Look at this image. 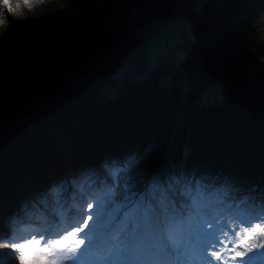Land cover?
<instances>
[{"label": "trees", "instance_id": "16d2710c", "mask_svg": "<svg viewBox=\"0 0 264 264\" xmlns=\"http://www.w3.org/2000/svg\"><path fill=\"white\" fill-rule=\"evenodd\" d=\"M75 1L82 9L73 13L77 25L50 22L61 8L57 0L14 14L0 6L8 27L0 34V135L65 93L0 139V226L29 218L27 229L35 227L69 184L84 192L100 181V194L117 182L123 188L134 172L137 198L163 199L176 209L174 201L199 179L216 185L224 177L231 184L258 177L264 188V89L253 85L256 77L264 82V0H206L199 10L183 0L191 12L182 14L191 21L189 32L182 30L183 55L146 69L145 77L123 74L129 63L122 62L141 38L137 32L125 39L130 27L153 0ZM100 63L99 78L71 88ZM216 81L220 93L205 100ZM34 97L37 107L29 105Z\"/></svg>", "mask_w": 264, "mask_h": 264}, {"label": "snow or ice", "instance_id": "6c2138e0", "mask_svg": "<svg viewBox=\"0 0 264 264\" xmlns=\"http://www.w3.org/2000/svg\"><path fill=\"white\" fill-rule=\"evenodd\" d=\"M0 6L5 13L14 14L34 5L32 0H0ZM4 23L6 20L0 18V26ZM133 164L130 162L129 167ZM139 175L134 172L126 177L123 188L117 182L103 197L96 198V213L91 211L92 203L85 200L82 209L66 217L63 231L32 234L11 244L4 241L16 237L0 238V246L13 250L4 255H11L14 264H84L83 258L92 253L91 232L101 228L110 242L109 255L93 257L87 264H217L222 261L220 249L227 244H232L235 264H264V251L260 250L264 249V240H260L264 236V205H253L247 215L234 221L197 216L196 223L184 222L178 220L180 213L175 206L163 199L137 198L135 178ZM94 214L97 219L92 229L80 237ZM249 240L260 243L249 245ZM189 241L199 242L198 247H189ZM0 264L6 261L0 260Z\"/></svg>", "mask_w": 264, "mask_h": 264}, {"label": "rangeland", "instance_id": "374dc122", "mask_svg": "<svg viewBox=\"0 0 264 264\" xmlns=\"http://www.w3.org/2000/svg\"><path fill=\"white\" fill-rule=\"evenodd\" d=\"M49 1L50 0H32L34 6L31 9H34L35 7H37V5L44 6ZM190 1H192L193 8H195V10H199L202 2L206 0H190ZM57 2H59L61 5L60 11L52 15L49 18L50 22L54 24H61L65 21H71V23H73L74 25H77V21L73 19V13L82 11L81 7L77 4V2L75 0H57ZM159 4H160V0H153L150 6L154 7L153 11H156L157 7L159 8L158 6ZM152 22L153 20H151L148 24L150 25L152 24ZM190 23H191L190 18L187 15H181L178 18L166 17L161 22L158 21L157 25L155 27L153 26V28H151L150 30L148 28H143V29L138 30V33L141 35L140 41L136 43L135 45H133V48L125 54L123 58V62H122L123 66L125 67L128 63L134 62L136 64V68L130 71L125 69L123 74L134 73L135 75L139 77H145L146 69L150 67L158 66L160 64V61L162 60L165 64L171 61L174 63L179 61L176 52L172 51V49L174 47L177 48V52L179 56H181L183 55V48L178 42L179 38H171V35H174L175 32H178V29L180 26L184 27L183 29L184 34L188 33L190 30ZM11 25H13L16 29H19V27L21 26V24L17 23V21H12ZM165 26H166V30L163 36L161 37V39L157 43L156 42L146 43L147 36L152 35L154 32L158 31L161 28H164ZM133 29H135V27L131 26L130 31L132 32ZM7 30H8L7 26H1L0 34L1 35L6 34ZM255 70L257 73H261L263 68L261 66H258L255 68ZM95 75L96 77L99 76V74L96 72H95ZM162 83L165 85L170 84L171 76L170 75L164 76L162 78ZM253 85L255 89H264V82L259 77H256L254 79ZM220 86H221L220 81H216V83L214 82V84H212V88H213L211 89L212 92L217 91L218 93H220ZM39 103H40V100L34 97L29 102V105L31 107H37ZM59 139L62 142V144L64 143V145L65 143H67L64 138L61 137ZM234 147L235 148L232 152L229 165H231L233 159L236 156V151H238L237 144ZM186 150H187V147L185 145L184 152H186ZM225 172L228 173L229 169L226 168ZM222 174L224 176V172H222ZM111 176L113 178H117L118 174H116V172L113 171L111 172ZM260 184H261V181H260V178L258 177H255V178L246 177L245 180L237 179L232 184L229 182V179L227 177H224V179H222V181L216 185H214L212 181H200L199 179L198 183H192L190 185L189 187L190 189H188L189 191H187V193L183 195V199H180L179 201H176V202L174 201V204L178 203L179 205L184 206L183 211H181V209H179L178 207L176 209V211L180 213L178 220L182 219L184 222H188L190 220L192 223H196L197 221L194 222V220L195 218L197 219V216H200L204 219H208L210 217L209 212L207 213L205 211L202 212V210L200 209L202 207H199V206H201L202 204L203 205L205 204L204 199H208L211 197L214 198L215 196L219 194L220 196H224V199H227L228 196H235L236 200L234 201L237 202L236 206L235 207L233 206L227 209V211L222 213L225 216L223 218H220L222 220L234 221L238 216L243 217L247 215L248 211L251 209L253 205H264V188L260 186ZM96 187L97 185H95V187H90L89 190L91 191H88L87 189L88 194L86 195L87 202L92 203L91 211L93 213H96L97 211L96 198L103 197L104 194L106 193V191H103L98 196L96 195L92 197L90 193L94 192L97 189ZM75 196L79 198L83 197L81 196V192L80 194L78 193ZM54 203L56 204V201ZM84 205H85V202L83 203V205H81L80 209H82ZM52 213L56 215V218L50 215L52 217V218L50 217L51 219L53 218L57 219L62 214L59 208H56V210L53 211ZM196 213L197 215H195ZM72 214L73 213L69 212V213H66L65 216L67 217ZM96 219H97L96 215L94 214L92 216V219L87 221L88 227L85 228L84 232L80 233V237H84L85 233L90 232V230L92 229L93 223L96 222ZM14 223L10 222V224L8 225L10 227L9 233L8 231L5 232L7 227H3L1 229L0 238L6 237L11 234V236L16 237L17 239H7L4 241V243L11 244L13 242H18V238H20L18 237L19 235L17 233L13 234L11 232L18 230V227H20L22 224L15 225ZM58 224L60 223H57L56 225ZM60 225L61 227L57 229L55 233L59 231H63L64 228L66 227V222L65 224L63 222V224H60ZM1 226H4V224H1ZM101 231H102L101 228H97L95 231L91 232L90 238L93 241L92 249L94 246H96V237L97 235L101 233ZM243 236H244V233L241 232L240 238L243 239ZM27 237L28 236H25V238ZM36 238L39 239L40 237L36 236ZM260 240H264V236H261ZM260 240H249L248 244L249 245L259 244ZM198 243L199 242L195 244L196 248L198 247ZM85 246H87V242ZM231 248H232V244H227L226 248L220 249V251L223 254L222 261H218L217 264H235V262L231 259V256L233 255V253L230 251ZM260 250L264 251V249H260ZM12 251L13 250L10 247L0 246V260L6 261V264H14V261L11 255H8V256L4 255V253H11ZM98 254H101V255L103 254L107 256L109 255V252L107 250V251L100 252ZM98 254H95L94 256V253L92 252L89 256H87V259L90 260L93 257L98 256ZM16 264H18V262H16ZM68 264H71V262H68Z\"/></svg>", "mask_w": 264, "mask_h": 264}, {"label": "built area", "instance_id": "2783aa9c", "mask_svg": "<svg viewBox=\"0 0 264 264\" xmlns=\"http://www.w3.org/2000/svg\"><path fill=\"white\" fill-rule=\"evenodd\" d=\"M183 0H166L165 3L156 11H151L150 9H145L141 15H140V25L139 27H144L150 20H163L165 16L167 15L169 18H177L180 17L182 14H189L190 9L183 4ZM187 2V0H184V2ZM165 28H162L158 30L156 33L152 34L146 39V43H154L157 42L161 35L163 34ZM183 31L182 27L178 29V32H176L174 35L171 36V38H179V41H181ZM174 52H176V49H174ZM135 66L133 64H130L128 66V70H133ZM208 96H206L205 100L210 99L211 97V90L208 89Z\"/></svg>", "mask_w": 264, "mask_h": 264}, {"label": "water", "instance_id": "95a60500", "mask_svg": "<svg viewBox=\"0 0 264 264\" xmlns=\"http://www.w3.org/2000/svg\"><path fill=\"white\" fill-rule=\"evenodd\" d=\"M129 36H131V35L126 36V38H128ZM120 47H121V44L115 49V51H117ZM113 54H114V53H112L109 57L105 58V59L102 61V63H104L107 59H109L111 56H113ZM102 63L96 65V66L91 70V72L89 73V75H88V77H87L86 79L82 80L80 83H78L77 85L72 86L71 88H75V87H77V86H80V85L86 83V82H87L89 79H91V78H98V77H96L95 72L97 71L98 67H99ZM71 88H70V89H71ZM64 94H65V93H62V94H59V95H57V96H62V95H64ZM57 96L52 97V98H51V99H50V100H49L44 106H42V107H41L36 113H34V114H32V113H25V114H22V115H20L19 117H17L16 120H15L14 122H12L11 125L8 126V127L4 130L3 134L0 135V139H2L3 137H5V135H7L8 133H10V132L13 130V128L15 127V125H16V124H17L22 118H24V117H26V116L38 115L41 111H43L44 109H46V108H47V107L53 102V100H54Z\"/></svg>", "mask_w": 264, "mask_h": 264}, {"label": "bare ground", "instance_id": "6f19581e", "mask_svg": "<svg viewBox=\"0 0 264 264\" xmlns=\"http://www.w3.org/2000/svg\"><path fill=\"white\" fill-rule=\"evenodd\" d=\"M208 94H209V93H208V91H207V95H206V96H208ZM92 197H93V196H92ZM47 207H48V206H47ZM50 207H51V204L49 205V208H50ZM228 207H229V206H228ZM228 207H227V208H228ZM200 209L202 210V212L207 210V208H200ZM9 230H10V227L8 226L7 229H6V231H8V233H9V232H10ZM189 247L193 248L190 244H189ZM196 258L199 259L198 256H196Z\"/></svg>", "mask_w": 264, "mask_h": 264}]
</instances>
